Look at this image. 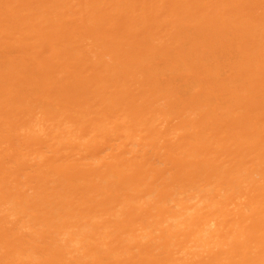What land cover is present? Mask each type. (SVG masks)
Returning <instances> with one entry per match:
<instances>
[{
  "label": "bare ground",
  "instance_id": "6f19581e",
  "mask_svg": "<svg viewBox=\"0 0 264 264\" xmlns=\"http://www.w3.org/2000/svg\"><path fill=\"white\" fill-rule=\"evenodd\" d=\"M0 264H264V0H0Z\"/></svg>",
  "mask_w": 264,
  "mask_h": 264
}]
</instances>
